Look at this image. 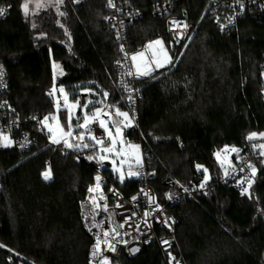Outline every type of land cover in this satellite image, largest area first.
<instances>
[{
	"label": "trees",
	"instance_id": "obj_1",
	"mask_svg": "<svg viewBox=\"0 0 264 264\" xmlns=\"http://www.w3.org/2000/svg\"><path fill=\"white\" fill-rule=\"evenodd\" d=\"M145 17L127 27L131 49L148 40H167L165 21L149 10L166 0H128ZM24 0H0L11 6L0 22V58L10 78L6 99L23 116L43 118L53 101V64L63 74L57 85L67 90L92 85L122 109L114 89V63L121 58L118 43L105 23L106 1L42 11L33 18L22 13ZM209 0H175L172 15L188 19L194 31L181 48L176 65L140 83L139 125L150 144V169L158 193L171 176L184 184L204 165L212 181L221 177L215 152L223 146L240 153L253 151L264 140L247 139L264 133L262 65L264 15L247 17L228 35H221L208 14ZM80 114L78 117H80ZM79 121V120H78ZM137 142L132 131L124 133ZM51 161L53 180L42 178L44 163ZM254 184L248 194L214 187L199 202L181 201L171 208L176 238L187 264H264V162H257ZM0 264L27 260L29 264H89L93 239L85 206L88 188L108 187L114 175L96 172L42 145L31 155L0 152ZM99 177V181H97ZM132 179L121 186L128 196L137 190ZM114 222L117 208L111 206ZM22 258V259H21ZM117 264H162L154 245L140 255H122Z\"/></svg>",
	"mask_w": 264,
	"mask_h": 264
},
{
	"label": "built area",
	"instance_id": "obj_2",
	"mask_svg": "<svg viewBox=\"0 0 264 264\" xmlns=\"http://www.w3.org/2000/svg\"><path fill=\"white\" fill-rule=\"evenodd\" d=\"M87 1L89 0H71V4L81 5ZM104 1H106L108 10L105 23L113 31L121 53V58L114 63L113 86L119 95L122 109L128 111L132 118L133 126L125 132L132 131L137 135L136 143L140 147L142 159L135 169L136 172H139L137 178L134 179L138 184V188L130 195L125 196L121 192V186L124 183L115 176L110 180L107 188L102 185L97 187V184H93L88 188V196L92 195L103 204L105 203L107 207L112 203V206L117 208L115 222L112 214L104 209L101 216L90 215L88 218L87 230L93 239L89 264H117L122 255L128 258L137 257L150 245L156 247L162 264H187L176 238V219L171 212V208L181 201L199 202L201 198L209 197L213 188L218 186L233 189L241 194H248L254 184L256 175L252 174L249 165L254 166L257 171L256 163L259 161L264 162V156L260 155V152L264 149L255 147L251 152L240 153L239 151L236 153L230 151V149H238L237 147L223 146L214 154L221 173L218 180L213 182L209 170L204 165H200L199 170L196 167L194 179L191 183L184 184L169 176L164 182L166 189L162 193H158L153 184L156 179V172L151 170L149 166L150 144L139 125L140 83L154 79L163 70L177 64L181 48L189 41L194 28L187 18L171 14L174 10L175 0L155 2L150 8L149 14L153 18L164 19L167 40L157 37L131 49L126 39L127 27L142 20L145 13L128 0H111V4L109 0ZM0 9H4L3 14H0L1 22L10 16L11 6L2 5ZM208 14L218 32L221 35H228L241 20L247 17L260 19L264 15V0H209ZM156 40L162 41V44L153 43L152 49L145 51L146 46ZM141 51H145L144 57L137 56L136 61L133 62L131 57ZM152 52L157 53V59L163 65L165 62H168V64L163 67H156L153 63L149 66L148 61L151 60ZM164 53L167 54V58H170V63L165 58ZM140 61L143 62L140 63ZM136 65H139L142 71L147 70L151 74L139 78L135 75H127L129 69L135 72ZM0 71L3 73L0 77V136H7L12 142L9 147L0 146V152L14 151L19 155L26 156L34 154L42 145H45L51 150V154L58 153L65 157H73L76 162L84 161L98 173H102L107 168L96 158L100 145H96L95 148L77 150L74 147H65L63 142L54 144L41 122V117L38 115L23 117L6 99L10 90V78L1 58ZM262 84L264 99V61L262 65ZM53 90L52 88L47 92V97L52 100L56 96V91ZM58 95L62 96L63 94L59 93ZM130 96L131 99H129ZM109 106L113 105H111L108 96L106 99L104 97L102 107L106 111L113 112L115 116L113 107ZM108 120L110 121L109 118ZM89 127L95 136L104 139L105 145L108 144L97 120L90 123ZM78 135L79 133L76 136ZM75 137L68 138L69 143H78L79 141ZM226 148L229 151H225ZM217 153L220 154L219 158ZM90 156L94 158L89 159ZM48 169H50L51 178L45 180L42 175L45 182L53 180L50 159L45 161L42 173ZM204 169H207L206 173ZM205 175L209 177L206 182L204 180ZM249 181L251 182L250 186ZM202 183L204 184L203 188L200 187ZM245 188L248 189L247 192L244 191ZM89 189H92V191H89ZM134 197L135 199H133ZM149 197H152V199H149ZM105 232L108 233L107 236L104 235ZM98 240L99 247H97ZM110 245L114 246V251ZM93 252H96L95 256ZM12 255L11 253L7 258L9 264H29L27 260L15 261Z\"/></svg>",
	"mask_w": 264,
	"mask_h": 264
},
{
	"label": "rangeland",
	"instance_id": "obj_3",
	"mask_svg": "<svg viewBox=\"0 0 264 264\" xmlns=\"http://www.w3.org/2000/svg\"><path fill=\"white\" fill-rule=\"evenodd\" d=\"M65 2L68 3V5L71 4V0H63L62 3H58L57 0H24V3L28 4V14L26 15L24 10H23V5H22V13L24 15L25 18H33L36 15H39L42 11L45 10H49L52 9L55 11V13L58 15V17H61L62 14V7L65 4ZM39 5V7H38ZM143 61H140V63ZM138 64V63H137ZM168 64V62H165V66ZM63 74V72L61 71V68L57 65V64H53V76H52V82H53V89H55L56 91V96L55 98L52 100L53 101V109L51 112L47 113L45 116L50 117V119L47 121V124L43 123L44 128L46 129V131L48 132V134L50 136H52L53 134H55V137L57 139L61 138V134L57 128V124L62 125L64 127V131H68L67 128V115H68V111L69 109H67L65 107V96H67L68 98V102L69 104L71 103H75V101H80L81 96L82 95H87L88 98V108L85 110L82 108L81 110V115L80 117H78L77 113H78V109L79 108H75V109H71L72 113H73V136L75 137L77 135V133L81 134L84 132V129L81 128H77L75 127V125L77 123H83V118L85 115V112H87L89 115H91V113H93L95 111L96 108H102L103 109V113H110L111 115H103L101 116V118L107 123L108 127L112 129L113 133H115V128L112 127L113 125V120L114 119V115L113 112L111 111H106L103 107H102V103H100V101H103L104 96L95 88L92 87V85H87V86H82V87H78L74 90H67L64 86L62 85H57L58 82V78ZM63 88L65 90V92L63 93L62 96H59L58 94L60 93L59 89ZM58 102H59V107H58ZM122 112H127L124 109H119ZM115 112V108L113 110ZM43 116V118L45 117ZM57 117L56 120L51 119V117ZM42 118V121H43ZM108 118L110 119V121L108 120ZM129 118L131 119V126H127L125 127V124L128 123V121H125L123 117H119L120 121H123V123L121 124V133L122 135L120 137H117V140L119 141L120 139H123L125 141V148H124V153L122 156H118L115 153H102L100 151L101 147L98 150V153L96 154V158L97 160L105 166V168L107 167L106 164H111V166L107 169L110 170V172L116 177L118 178L120 181V175L121 172H123L124 174V179L123 183H125L128 180H132L137 178V176H129L128 172L129 171H133L136 172V167H137V163H136V158H139V161L142 159V153L140 151V147L138 149V151H131L129 149H127L126 144L130 143L133 145H138L136 142H129L125 136V130H130L133 126V121L132 118L129 114ZM79 120V121H78ZM97 121L99 122V119H97ZM52 127L54 132L50 133L48 130V127ZM101 129V128H100ZM104 134H105V139L108 142L107 145L110 144V140L107 136V133L105 132L104 129H101ZM88 135L89 134H85V140L80 142L81 144L83 143H87L90 145L94 144V141L88 139ZM91 135H94V133L91 132ZM253 140H264V138L260 137L259 135H257V138L253 139ZM264 143H261L260 145H262ZM105 145V146H107ZM139 146V145H138ZM88 147V148H90ZM120 147V144H117V148ZM259 147V146H258ZM75 148V147H74ZM88 148H83L81 147L80 149L77 150H85ZM103 155L105 158L103 160L100 159V156ZM113 161H115V163H113ZM121 161H123V164L121 163ZM119 169V171L117 170ZM111 206L112 203L109 204V206L107 207V205L102 202H100L98 199H95L92 195L89 196V199L86 203L85 206V214L86 216L89 218L90 215H95V216H101L103 213V209L107 210L111 213Z\"/></svg>",
	"mask_w": 264,
	"mask_h": 264
},
{
	"label": "snow or ice",
	"instance_id": "obj_4",
	"mask_svg": "<svg viewBox=\"0 0 264 264\" xmlns=\"http://www.w3.org/2000/svg\"><path fill=\"white\" fill-rule=\"evenodd\" d=\"M57 2L58 3H62L63 0H57ZM109 3L111 4V0H109ZM38 7H39V5H38ZM23 10H24L25 14L27 15L28 14V4L27 3H25L23 5ZM3 12H4V9H0V14H3ZM185 27H186V25H185ZM181 36H182V34H181ZM153 43L154 44H157V45H160V44H162V41L156 40L154 42H150L146 46V50L145 51L152 49ZM145 51H141V52L133 55L131 57L132 61L135 62L136 59H137V56L144 57ZM164 55H165V58H167V54L164 53ZM167 59L169 60V63H170L171 62L170 58H167ZM153 63L156 65V67H163L164 66L163 63L159 59H157V53L156 52H152V57H151V60L148 61V65L150 66ZM150 74L151 73L149 71H147V70L142 71L140 69V66L139 65H136L135 66V72H133L132 69H129V71L127 72V75H129V76L135 75L137 78H139L140 76H148ZM2 75H3V73H2V71H0V77H2ZM53 91H55V89ZM59 91L62 94L65 92V90L63 88H60ZM103 96L106 99L107 96H108V93L107 92H104L103 93ZM129 99H131V96L129 97ZM88 103L89 102H86L84 104H81V102L77 100V101H75V103L69 104L68 98H67V96H65V107L67 109H69L68 115H67V128H68V131H64V127L62 125L57 124V128H58V130H59V132L61 134V138L60 139H57L55 137V134H53L52 136H50L51 142L54 143V144H59V143L63 142L64 143V146L65 147H69V148H72V147H75L77 149H80L81 147L88 148V147H90L89 144H87V143L81 144L79 142H82V141L85 140V134H89L88 135V139L94 141V144H92L91 147L95 148L96 145H100L101 146L100 151L102 153H115L118 156H122L123 153H124L125 141L123 139H120L118 141L117 140V137H120L122 135V133H121V124L123 123V121L113 120L112 127L115 128V133H113L112 129L109 128L108 125H107V123L101 118L102 114L103 115H111V114L110 113H103V109L102 108H96L95 111L93 113H91V115H89L87 112H85V115H84V118H83V123H77L75 125V127H77V128L84 129V132L83 133H81V134H79L78 136L75 137V139L77 141H79V142L76 143V144L69 143L68 138H70V137L73 136V131H72V129H73V123H72V121H73V113H72L71 109L83 108V109L86 110L88 108ZM100 103H103V101H100ZM58 107H59V102H58ZM109 107H114V106H109ZM115 116L123 117L125 121H128V123L125 124V127L131 126V119L129 118V113L122 112V111L119 110V108H115ZM49 119H50V117L45 116L43 118V121H41V122L47 124V121ZM51 119L56 120L57 117L53 116V117H51ZM97 119H99V126H100V128L105 130V132L107 133V136H108V138L110 140V144L107 145V146H105V141H104L103 138H98L95 135H91V131L92 130L89 127V125H90V123L95 122ZM48 130H49L50 133H53L54 132L53 128L50 127V126L48 127ZM257 135L258 134L256 132H252V133H250L248 135L247 139L249 141H251V140L257 138ZM259 136L262 137V138H264V133H260ZM11 143L12 142L9 139V137H7V136H0V146H3V147L6 148V147H9L11 145ZM118 143L120 144V147L119 148H117V144ZM21 146L23 147V145H21ZM126 147H127V149H129L131 151H138V149H139V146L138 145H133V144H130V143L126 144ZM253 147L255 148L256 145H253ZM259 147L261 149H264V144L259 145ZM225 151H229V149L226 148ZM230 151L236 152V153L239 152V150L236 149V148H232V149H230ZM219 155L220 154L217 153V157L218 158H219ZM260 155L261 156H264V151H261L260 152ZM93 158L94 157H92V156L89 157V159H93ZM104 158L105 157L103 155L100 156V159L101 160H103ZM113 163H115V161H113ZM121 163L123 164V161H121ZM136 163L139 164V158L138 157L136 158ZM249 167L252 169V174L255 175L256 174V168L254 166H252V165H249ZM200 168H201V166L200 165H197V169L199 170ZM117 170L119 171V169H117ZM241 171H243V169H241ZM204 172L206 173L207 172V169H204ZM225 174L227 175V172ZM42 175H43V178L45 180L50 179L51 178L50 169H48L45 172H43ZM128 175L129 176H137V175H139V172L129 171L128 172ZM208 178L209 177L207 175L204 176L205 182L208 180ZM96 179H97V181H99L100 178L97 177ZM120 179H121V181H123V179H124L123 172H121ZM250 184H251V182L249 181V186H250ZM97 187H99V184L98 183H97ZM200 187L203 188L204 187V184L202 183L200 185ZM89 191H92V189H89ZM244 191L247 192L248 189L245 188ZM145 195H147V193H145ZM133 199H135V197ZM149 199H152V197H149ZM113 231H115V230H113ZM104 235L107 236L108 233L105 232ZM117 235H118V233H117ZM97 247H99V240L97 242ZM110 247H112V250L113 251L115 250L114 246H111L110 245ZM93 255L95 256L96 255V252H93Z\"/></svg>",
	"mask_w": 264,
	"mask_h": 264
},
{
	"label": "water",
	"instance_id": "obj_5",
	"mask_svg": "<svg viewBox=\"0 0 264 264\" xmlns=\"http://www.w3.org/2000/svg\"><path fill=\"white\" fill-rule=\"evenodd\" d=\"M88 98H89V97H88L87 95H82V96H81V99H80L81 104L86 103V102L88 101ZM81 110H82V108H79V109H78V113H77V115L80 114ZM114 117H115V120H119L117 116H114ZM106 166H107V168H109V167L111 166V164H106Z\"/></svg>",
	"mask_w": 264,
	"mask_h": 264
}]
</instances>
